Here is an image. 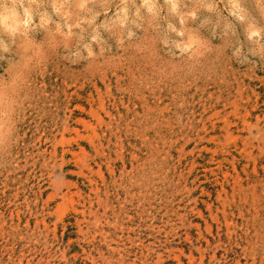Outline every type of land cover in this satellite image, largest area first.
Listing matches in <instances>:
<instances>
[{
  "label": "rangeland",
  "instance_id": "1",
  "mask_svg": "<svg viewBox=\"0 0 264 264\" xmlns=\"http://www.w3.org/2000/svg\"><path fill=\"white\" fill-rule=\"evenodd\" d=\"M35 3L0 27V264H264V0Z\"/></svg>",
  "mask_w": 264,
  "mask_h": 264
},
{
  "label": "clouds",
  "instance_id": "2",
  "mask_svg": "<svg viewBox=\"0 0 264 264\" xmlns=\"http://www.w3.org/2000/svg\"><path fill=\"white\" fill-rule=\"evenodd\" d=\"M35 0H0V27H2L7 33L11 34H23L27 27L31 24L33 13L36 8ZM143 6L152 10V4L150 0H143ZM59 5H53L55 10H59ZM79 9H85V0H79L76 4ZM175 4H173V8ZM126 11V6L120 7V12L123 14ZM259 35L255 28L250 31V37ZM95 39V37H93ZM264 41V37H262ZM27 59H31L28 57ZM26 67V64H22L21 68Z\"/></svg>",
  "mask_w": 264,
  "mask_h": 264
}]
</instances>
